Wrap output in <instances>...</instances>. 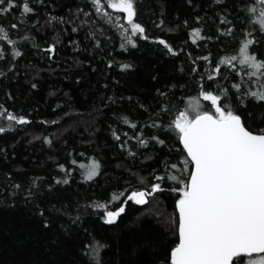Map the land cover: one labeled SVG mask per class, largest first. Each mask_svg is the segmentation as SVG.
Masks as SVG:
<instances>
[{
    "label": "trees",
    "instance_id": "1",
    "mask_svg": "<svg viewBox=\"0 0 264 264\" xmlns=\"http://www.w3.org/2000/svg\"><path fill=\"white\" fill-rule=\"evenodd\" d=\"M108 4L0 3V264H171L193 169L179 113L215 114L200 95L212 92L264 131V100L250 94L264 78L222 63L249 39L264 60L260 0H135L143 34ZM155 184L147 204L127 199Z\"/></svg>",
    "mask_w": 264,
    "mask_h": 264
},
{
    "label": "snow or ice",
    "instance_id": "2",
    "mask_svg": "<svg viewBox=\"0 0 264 264\" xmlns=\"http://www.w3.org/2000/svg\"><path fill=\"white\" fill-rule=\"evenodd\" d=\"M93 2L100 4V0ZM260 2L264 4V0ZM108 6L126 14L133 34L144 33L145 29L134 20L135 0H109ZM249 11L256 14L254 7ZM24 12H31L26 4ZM256 23L264 30V10L260 11ZM193 35L199 38L200 32ZM0 38H6V33ZM253 43L246 40L238 56L222 63L238 62L252 69L251 76L264 78V60H258L250 52ZM250 94L264 100V90ZM200 95L211 102L215 114L197 111L190 116L185 110L174 122L193 170L179 189L181 197L176 205L179 244L171 251V264H234V259L236 264H264V131H250L241 115L221 104V95L212 92ZM7 120L28 123L15 115H7ZM4 130L0 127V132ZM98 168V163H94L87 178L97 175ZM157 191H161L160 184L153 185L150 192L134 191L127 199L147 204V197ZM124 210L120 207L117 211H108L105 222L115 223Z\"/></svg>",
    "mask_w": 264,
    "mask_h": 264
},
{
    "label": "water",
    "instance_id": "3",
    "mask_svg": "<svg viewBox=\"0 0 264 264\" xmlns=\"http://www.w3.org/2000/svg\"><path fill=\"white\" fill-rule=\"evenodd\" d=\"M209 112V111H208ZM211 114H214V113H212V112H210ZM237 115H239V114H237ZM250 131H253V130H251V129H249ZM254 133H260V132H256V131H253ZM182 143V142H181ZM183 145V144H182ZM193 170V169H192ZM178 244H179V242H178ZM177 244V245H178ZM235 260V259H234Z\"/></svg>",
    "mask_w": 264,
    "mask_h": 264
},
{
    "label": "rangeland",
    "instance_id": "4",
    "mask_svg": "<svg viewBox=\"0 0 264 264\" xmlns=\"http://www.w3.org/2000/svg\"><path fill=\"white\" fill-rule=\"evenodd\" d=\"M108 1V3H109V0H107ZM124 15H125V17H126V14L124 13ZM129 27L131 28V26L129 25ZM254 255H256V254H254Z\"/></svg>",
    "mask_w": 264,
    "mask_h": 264
}]
</instances>
